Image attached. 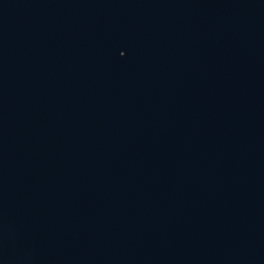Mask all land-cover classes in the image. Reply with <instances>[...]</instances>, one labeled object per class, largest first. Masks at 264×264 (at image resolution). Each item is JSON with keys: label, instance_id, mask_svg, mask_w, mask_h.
Masks as SVG:
<instances>
[{"label": "water", "instance_id": "water-1", "mask_svg": "<svg viewBox=\"0 0 264 264\" xmlns=\"http://www.w3.org/2000/svg\"><path fill=\"white\" fill-rule=\"evenodd\" d=\"M0 264H264V0H0Z\"/></svg>", "mask_w": 264, "mask_h": 264}]
</instances>
